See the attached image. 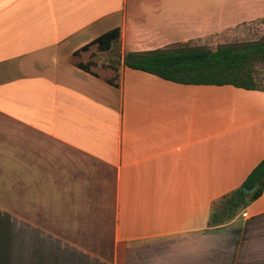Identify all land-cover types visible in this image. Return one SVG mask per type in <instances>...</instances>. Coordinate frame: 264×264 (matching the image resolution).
<instances>
[{
	"label": "crops",
	"instance_id": "obj_1",
	"mask_svg": "<svg viewBox=\"0 0 264 264\" xmlns=\"http://www.w3.org/2000/svg\"><path fill=\"white\" fill-rule=\"evenodd\" d=\"M262 18L264 0H0V115L33 132L9 160L38 209L105 208L93 218L111 227L104 255L1 208L0 264H264V188L234 217L210 218L264 157V89L123 63L176 43L215 49ZM116 27L110 49L81 50Z\"/></svg>",
	"mask_w": 264,
	"mask_h": 264
},
{
	"label": "trees",
	"instance_id": "obj_2",
	"mask_svg": "<svg viewBox=\"0 0 264 264\" xmlns=\"http://www.w3.org/2000/svg\"><path fill=\"white\" fill-rule=\"evenodd\" d=\"M120 29H111L81 50L97 45L108 50L118 42ZM125 66L154 74L165 80L182 84L226 85L244 89L263 90L254 75L255 65L264 63V39L243 43H222L215 49L206 46L176 43L165 48L129 51L123 56ZM84 70L87 66L78 64ZM256 190L246 194L243 188ZM264 188V157L250 171L239 187L219 200L220 208L211 210L213 225L234 217L240 209L258 198Z\"/></svg>",
	"mask_w": 264,
	"mask_h": 264
},
{
	"label": "rangeland",
	"instance_id": "obj_3",
	"mask_svg": "<svg viewBox=\"0 0 264 264\" xmlns=\"http://www.w3.org/2000/svg\"><path fill=\"white\" fill-rule=\"evenodd\" d=\"M258 39H264V18L238 26L229 35H226L222 42L243 43ZM188 43L196 45L191 42ZM118 51L116 47L102 57L105 61L114 57L115 61L113 62H116L119 56ZM254 75L259 86L264 89V63L255 65ZM30 139L33 141V132L27 125L16 123L14 120L0 115V209L2 208L4 211L5 220L9 221L14 218L13 220L18 222L15 217L26 221L33 219L38 223L35 228L37 231L56 233L58 236L67 235L78 245L105 255L110 248L111 227L106 222L108 219L95 220L93 214L97 215L96 213H98L106 216L108 214L107 209L97 210L93 207L88 211L77 213L73 209L59 211L37 208L39 195L27 192L28 180L21 176L20 163L14 162L13 165V162L9 160L10 154L13 152L12 148L19 145L20 151L24 152L25 150L26 152L27 144L31 143ZM2 157L5 160H1ZM100 197L102 198L100 200L105 201L106 195H100ZM218 202L213 204L214 209L220 208ZM104 205L108 206L106 202ZM83 214H85L84 218H81ZM21 228L23 227L20 226L19 229ZM12 231L16 232L17 230L12 228ZM57 244L60 245L59 242Z\"/></svg>",
	"mask_w": 264,
	"mask_h": 264
},
{
	"label": "water",
	"instance_id": "obj_4",
	"mask_svg": "<svg viewBox=\"0 0 264 264\" xmlns=\"http://www.w3.org/2000/svg\"><path fill=\"white\" fill-rule=\"evenodd\" d=\"M256 190V187H252L251 189H247V188H243V191L246 193V194H251L253 193L254 191Z\"/></svg>",
	"mask_w": 264,
	"mask_h": 264
}]
</instances>
